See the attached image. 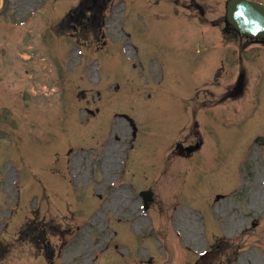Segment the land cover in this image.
I'll return each instance as SVG.
<instances>
[{"label":"rangeland","instance_id":"rangeland-1","mask_svg":"<svg viewBox=\"0 0 264 264\" xmlns=\"http://www.w3.org/2000/svg\"><path fill=\"white\" fill-rule=\"evenodd\" d=\"M187 2L190 1H180L177 6L183 7ZM225 2L212 0L206 9L207 17L213 24L218 22V28H212L210 21L202 25L194 20V29L187 20L168 10L164 1L152 7H147L146 1L138 2L133 10L140 13L130 11L123 18V36L128 38H120L124 53L115 50L113 58L99 55L103 63L98 61L96 66L102 80L98 89L118 93L96 95L95 65L87 70L80 65L78 39L85 42V60L92 61L96 49L105 42L100 28L96 33H82L77 29L64 32L59 26L60 17L68 12L70 4H79L77 0H49L48 5L47 0H7L6 11L0 16V24L6 29L0 30V226L8 222L9 211L20 199L22 206L5 236L0 237V264H49L38 258L35 246L32 250L28 241L19 242L25 222L37 218H54L60 224V236L50 240L56 246L69 243L62 259L66 264H80V260L91 263L97 256L99 264L113 263L114 253L109 248L117 242V252L132 257L122 261L127 264L152 257L156 263L194 264L199 260L195 253L207 247L212 248L210 260L215 264H264V159L260 163L261 147L256 141L264 136V81L261 87L256 85L258 71L264 79V53L258 49L246 53L244 92L222 100L237 81L239 68L224 60L226 71L214 80L216 68L226 58L216 46L220 48L224 39H229L234 44L224 47L233 49L236 57L237 49L246 41L238 34L222 33L220 17L225 12ZM35 9L40 17L39 22L34 21V31L28 28L12 36L15 33L10 23L24 20ZM118 15L116 10L113 18ZM201 15L206 21L202 12ZM52 28H57L59 35L65 34V38L58 40ZM118 30L113 21L107 28L108 36L117 37ZM199 47L203 51L198 55ZM232 55L228 54L229 61L233 60ZM44 58H48V63ZM203 71H211L207 85L200 84ZM55 85L61 86L62 91L54 97L41 94ZM195 85L199 86L195 103L207 100L210 105L199 114V130L207 135L208 146L203 155L201 152L189 160L174 152L178 142L193 141L190 134L196 130L195 122L189 111L188 118L184 114L187 106L183 102ZM117 86L120 90L114 89ZM207 87L210 90L203 91ZM105 110V116L92 119ZM127 112L139 124L138 142L130 153L128 179L138 189L154 190L151 219L144 217L136 192L125 187L116 193L110 188V182L121 176V163L132 140V128L120 116ZM73 117L76 121L71 123ZM84 117L92 119V123L84 122ZM233 119L240 122L239 126H228V120ZM81 146L95 148L84 151ZM47 154L53 161L54 157L57 159L53 167ZM66 157L67 162L58 166ZM46 169L56 173L59 180L50 182L56 178L44 176ZM36 176L38 183H33ZM42 180L50 182L54 190L56 186L63 191L67 187L68 197L61 195L57 201L47 202L33 199L35 218L24 206L34 195L25 191H33L30 189L35 185L33 189L39 194ZM78 191L85 203L92 197L94 203L84 205L80 200L74 205L70 200H75ZM218 193H226V198L217 201ZM49 194L55 198L50 188ZM257 219L259 228L253 230ZM81 225L84 227L78 230ZM243 229L248 231L240 234ZM175 230L182 233L175 243L180 250L171 244ZM155 231L161 235L154 240ZM186 246L193 250L187 251ZM179 251L182 255L177 261L175 254ZM55 262L63 264L59 259Z\"/></svg>","mask_w":264,"mask_h":264},{"label":"water","instance_id":"water-1","mask_svg":"<svg viewBox=\"0 0 264 264\" xmlns=\"http://www.w3.org/2000/svg\"><path fill=\"white\" fill-rule=\"evenodd\" d=\"M255 30H257V25L256 24H252L251 28H250V31L254 32Z\"/></svg>","mask_w":264,"mask_h":264}]
</instances>
